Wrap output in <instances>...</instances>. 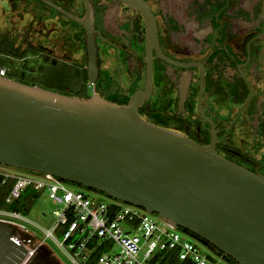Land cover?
<instances>
[{"label":"flooded vegetation","instance_id":"1","mask_svg":"<svg viewBox=\"0 0 264 264\" xmlns=\"http://www.w3.org/2000/svg\"><path fill=\"white\" fill-rule=\"evenodd\" d=\"M49 1L56 6L0 0V57L36 50L66 94L127 104L145 90L143 118L264 174V0H142L146 14L125 0ZM66 12L92 28L94 81L87 25ZM23 76L9 74L34 84ZM30 264L47 263L35 256Z\"/></svg>","mask_w":264,"mask_h":264},{"label":"water","instance_id":"2","mask_svg":"<svg viewBox=\"0 0 264 264\" xmlns=\"http://www.w3.org/2000/svg\"><path fill=\"white\" fill-rule=\"evenodd\" d=\"M125 1L146 14L142 0ZM66 14L87 25L86 67L94 81L92 28ZM154 28L148 19L151 40ZM146 95L135 92L120 104L0 75V163L139 206L188 230L231 264H264V174L143 118L138 106ZM14 231L0 221V264L19 263L26 251L10 238Z\"/></svg>","mask_w":264,"mask_h":264},{"label":"built area","instance_id":"3","mask_svg":"<svg viewBox=\"0 0 264 264\" xmlns=\"http://www.w3.org/2000/svg\"><path fill=\"white\" fill-rule=\"evenodd\" d=\"M6 72V67L0 66V75ZM0 186H8L6 203L19 200L26 191L37 195L46 192L56 207L54 222L43 229L45 237L53 239L74 264H162L153 256L168 251L191 264H231L220 255L209 256L183 230L163 219L158 221L141 207L74 190L55 175L23 172L0 163ZM30 199L34 200V194ZM0 221L15 227L10 238L26 249L17 264H29L42 247H47L43 240L28 233L23 221L30 220L23 212L0 209ZM103 243L105 249L94 256ZM114 246L117 251H112Z\"/></svg>","mask_w":264,"mask_h":264},{"label":"rangeland","instance_id":"4","mask_svg":"<svg viewBox=\"0 0 264 264\" xmlns=\"http://www.w3.org/2000/svg\"><path fill=\"white\" fill-rule=\"evenodd\" d=\"M27 57L20 59L13 55H6L3 57H0V65H4L7 69L6 76H9L23 70L24 76L23 80L26 82L34 83L37 85H40L45 88L58 90V91H64L63 89V81L65 80H57L54 75L52 78H48L47 74L49 72V66L48 64H45L44 62H41V59L35 55L37 52L36 50L29 49L27 51ZM41 63V67L39 68L38 65ZM20 169V168H19ZM20 171H27V172H33L38 173L33 170L28 169H20ZM67 182V185L74 189V190H81L89 195L92 196H101L105 199H115L103 192L100 191H92L88 190L84 187L75 185L71 182ZM121 203H125L123 201H120ZM56 207V205L52 202L51 199L48 198L46 192L39 193L38 195H34V200L30 204V206L23 212V214L30 220L28 222H24L28 233H32L35 235L38 239L43 240L44 244L49 247L50 251L52 252V255L56 260L60 262V264H74L54 243L53 239L45 237V233L43 229H48L54 222V215H53V209ZM151 215L156 218L159 221V218L155 213H151ZM122 226L124 228L127 227L125 223H122ZM186 237L190 239L191 241L195 242L199 247H201L209 256L213 258H218V254L211 251L207 245L202 243L200 240H198L195 237L190 236L189 234H186ZM118 247L114 246L112 251H117Z\"/></svg>","mask_w":264,"mask_h":264},{"label":"trees","instance_id":"5","mask_svg":"<svg viewBox=\"0 0 264 264\" xmlns=\"http://www.w3.org/2000/svg\"><path fill=\"white\" fill-rule=\"evenodd\" d=\"M73 184L84 187L78 183H73ZM84 188H86L88 190L96 191L92 188H88V187H84ZM7 189H8V186H0V209H11V210H17V211L25 212V210L32 203L30 196L32 194L37 195L33 191H26V193L19 200H16L12 203H6L5 202V195H6ZM181 230H183L187 234H190V232L184 228H181ZM194 237L198 238L196 236H194ZM105 244L106 243H103L102 245H100L96 248V250L94 252V256L105 249ZM52 255H53L52 252L47 247H42L38 251L36 256H38L42 262H45L47 264H60V262L53 257L54 255L53 256ZM223 258L227 261L229 260V258H227L226 256ZM153 260H160L162 262V264H191L189 260L180 259L174 251L158 252L153 256Z\"/></svg>","mask_w":264,"mask_h":264}]
</instances>
